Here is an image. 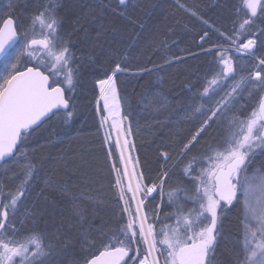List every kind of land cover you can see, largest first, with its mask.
<instances>
[{
  "label": "snow or ice",
  "instance_id": "1",
  "mask_svg": "<svg viewBox=\"0 0 264 264\" xmlns=\"http://www.w3.org/2000/svg\"><path fill=\"white\" fill-rule=\"evenodd\" d=\"M133 2L134 0H79V11L71 19V31L67 34L61 32L63 21L56 15L53 4L44 5L31 14L29 25L25 28L16 26L13 16L16 6L11 0L7 14L0 13V57L5 60L11 57L3 71H0V161L7 163L6 158H12L13 164H19L20 158L23 157L26 177L15 193H9L0 199V264H63L67 249L74 243L70 235L61 233V229H57L54 236L58 244H45L42 234L36 232L24 233L23 239L20 238L19 229L12 217L16 216L22 198L28 193L35 175V165L28 159L27 144L45 119L50 120L54 116L68 125L74 117L75 101L71 96H66V90H76L79 77V66H72L76 59L71 51L72 37L83 32V38L90 42V46L98 47L101 38L110 30L106 23V10L130 20L127 11ZM244 5L248 15L239 29L232 35L220 33L225 40L231 41L239 56L227 55V49L216 53L217 64L222 67L215 70V75L208 81V86L204 87L201 95L209 96L210 86L216 85L218 80L230 76L234 78L235 64L240 58H245L247 63L244 66H250L252 70L247 77L240 78L237 85L218 102L214 110L209 107L211 115L203 120L191 139L183 144L181 158L190 151L211 121L219 115H227L229 106L234 108L235 104L240 102L236 97L242 99L244 92H248L250 96L256 91L264 92V52L257 56L256 51L257 48L264 49V30L260 36L256 35V31H251L250 38L238 44L241 37L247 36L249 32L245 26L254 24L258 18H264V0H244ZM179 7L185 6L179 3ZM192 15L196 13L192 12ZM90 28L96 30L95 37L90 36ZM25 59L36 61L42 67H37L36 64L27 66ZM125 60L126 57L116 61L111 73L96 82L100 92L99 99L103 100L106 113L102 116L101 127L107 124L109 119H112L113 129L118 127L116 117L120 114L121 98L117 91V74L130 71L124 65ZM253 61L257 63L253 64ZM42 68L51 72L52 76H62L66 89L63 86H51L50 76L45 74ZM240 85L244 87L241 89ZM154 99L157 110L167 106V98L163 95L157 94ZM194 112L203 114L202 106L195 107ZM184 118L191 116L186 114ZM228 123L233 125L235 120ZM127 135H131L130 130ZM109 140L110 136H106L105 143ZM48 142L51 143L52 140L49 139ZM127 145V139L124 140L123 148L119 140L117 141V147L121 148L122 160ZM257 150L264 154V96L260 98L259 111L253 110L250 117L240 122L239 131L229 133L224 147L216 150L214 155L206 157L212 161L209 167L201 165L197 175L196 157L184 167V176L196 181L195 189H173L168 192V203L173 208L172 215L175 216L176 223L174 226L165 223L159 233L149 222V214L143 207L144 198H137L144 187L147 194H152L157 190V184L142 186L138 183L133 189L129 183L128 192L132 193V200L136 203V212L133 215L117 171L115 186L119 189V200L123 202L124 207L116 213L115 225L102 219L100 225L89 224L88 228H85L86 210L78 203H73L72 216L77 218V223L69 220L67 227L69 230L75 228L79 232L83 257L72 261L71 264H161V258L163 264H214L218 237L221 234V213L217 210L223 208L221 201L232 205L237 200L243 206V233L241 248L234 257L235 264H264V174L257 170L250 176L247 172L249 164L257 155ZM161 155L167 163L168 153L162 152ZM124 175H128L127 167ZM168 175V170H165L160 178L159 189L162 195ZM139 179L142 180L143 176ZM45 185L56 190V185L51 180H46ZM60 190L66 191L65 188ZM181 192L182 198L179 195ZM2 195L3 189H0V196ZM40 195H43V192ZM189 200L192 207L186 209L185 202ZM125 214L128 216L127 223H124L123 219ZM36 215V212L27 210L26 219H22L20 223L27 225ZM153 215L159 218V212H153ZM141 244L144 245L143 253ZM133 246L136 247V252L130 255ZM216 264H228V261H217Z\"/></svg>",
  "mask_w": 264,
  "mask_h": 264
},
{
  "label": "trees",
  "instance_id": "2",
  "mask_svg": "<svg viewBox=\"0 0 264 264\" xmlns=\"http://www.w3.org/2000/svg\"><path fill=\"white\" fill-rule=\"evenodd\" d=\"M26 2L29 3L22 5L25 8L23 13H28L26 8L33 5L35 13L44 5H55L56 15L63 21L62 34L71 31L70 21L79 11V0ZM239 2L240 0H134L127 11L130 20L106 10V23L110 30L101 38L98 47L92 48L90 42L83 38V32L72 37L71 51L76 57L72 66H79V77L76 90H66V96H71L75 101L74 117L65 125L62 120L53 116L41 125L27 144L28 159L35 165V175L16 216L12 217L21 239L24 233L36 232L42 234L45 244H58L54 236L57 229H61L62 234L70 235L74 240L63 257V264L82 259L79 232L67 227L69 220L77 223V218L72 216L73 203H78L86 210L85 228L89 224L100 225L102 219L115 225L116 213L124 207L119 200V189L115 186L117 171L127 193L131 212L135 215L111 127L108 122L101 127L104 115L101 105L96 111L97 80L110 74L115 62L125 57L124 65L130 71L117 74V91L121 98L120 119L124 131H131V135H128L129 148L138 178L143 176L142 180L139 179L140 185L151 186L155 183L158 186L156 194L145 201L144 209L152 224L157 218L153 212H159L154 229L156 232H160L163 218L166 219L165 223L175 225L173 208L168 203V192L183 188L194 191L196 181L184 176V167L196 157L198 175L201 165L206 168L212 162L206 157L214 155L220 148H213L212 144L224 135L225 122L222 115H219L181 158L183 144L191 139L203 120L211 115L208 108L201 120L196 117L185 119L186 107L211 96L210 104L214 110L232 89V86H227L230 83L228 80L220 79L216 85L210 86L209 96L201 95L204 87L208 86V81L215 75V70L219 68L216 57V53L221 51L219 48L226 44L224 41H229L233 46L230 40H225L224 37L222 39L220 33L226 30L227 35L234 34L235 25L230 14L239 11ZM179 3H183L185 7H179ZM192 12L196 15H192ZM230 21L232 23L225 29V24ZM89 32L90 36L95 37L94 28H90ZM139 69L150 71H138ZM42 70L50 76L52 85L66 89L62 76H52L51 72ZM157 94L167 98L165 108L157 110L154 106ZM106 136H110L107 144ZM49 139L52 140L51 143L48 142ZM162 152L168 153L167 163L164 162ZM20 159L19 164H13L11 159L0 167V189H3L0 199L9 193H15L21 181L26 178L23 157ZM165 170H168L169 175L163 185L162 195L159 185ZM46 180L53 181L56 190L46 187ZM61 188L66 191H61ZM41 192L43 195H40ZM27 210H32L37 215L27 225H22L20 221L26 219ZM123 219L127 223L128 216L125 214ZM234 232L220 231L214 264L217 261L235 264L234 257L238 252L235 243H226L221 237L224 233L231 237L235 235ZM93 235L96 236L95 233ZM97 244L99 246L98 239ZM223 245L224 253L219 255V249ZM140 248L143 253L144 245L141 244ZM135 250L136 247L133 246L131 255H134Z\"/></svg>",
  "mask_w": 264,
  "mask_h": 264
},
{
  "label": "rangeland",
  "instance_id": "3",
  "mask_svg": "<svg viewBox=\"0 0 264 264\" xmlns=\"http://www.w3.org/2000/svg\"><path fill=\"white\" fill-rule=\"evenodd\" d=\"M11 2L15 4L16 11L19 10L21 12V14L19 16H18V12L14 14L15 15V22H16L17 27L18 28H25V27H27L29 25L30 15L33 14V13H35L34 12L35 9H33L35 6L33 5L32 7L26 8L29 12L28 13H23L25 11V8H22V5L27 4L29 2H26V0H11ZM242 2H243V6H245L244 5V0H242ZM9 3H10V0H4L3 3H1V5H0V13H3L5 15L7 14ZM214 31H216V30H214ZM222 39H223V37H222ZM221 51H223V50H221ZM227 52L228 53H226V54L229 55V56H234V57H238L239 56V54L236 51H234V50L233 51H227ZM14 54H15V50H13V55ZM45 59H47V57H45ZM10 60H11V57H9L7 60L4 59L3 60V63H0V71H3L4 66L6 64H8L10 62ZM246 62L247 61H246L245 58H240L236 64L238 65V67L240 65L242 67H245L244 65L246 64ZM25 63L27 64V66H33V64H36V65L41 66L36 61H31V60H28V59H25ZM221 67H222V65H219V68H221ZM228 85L232 86V88H233V87H235L237 85V83H232L230 81V83L227 84V86ZM240 87H241V85H240ZM97 90H98V99H97V103H96V111L98 112V108L101 105V107L103 109V112H104V103H103V100L99 99L100 92H99V89L98 88H97ZM210 97L211 96L204 98L201 101V103H200V106H202V113L203 114L194 112V108L195 107H198L196 104H194V105H192L190 107V110L192 111L191 117H193V118L196 117L199 120H201V118L204 117V113H206V111L208 110V108L206 106L208 104H210V102L212 101L211 100L212 98H210ZM213 100H215V99H213ZM104 115H106V113H104ZM118 118L120 119V114H119ZM222 120L225 122L224 138L226 140L228 138L229 133L231 131H239V123L241 121L239 119V120L235 121V124L229 125V123L227 121V118L224 117V115H222ZM108 122H109V120H108ZM121 127H123L122 126V121H121ZM122 131H123V134H124L125 139L128 140V145H127L128 154H129V158H130V161H131V164H132V167H133V172L135 174V178H136V181H137V184H138L139 183V178H138V175H137L136 164L133 161L132 155L130 153V148H129V142H130V140H129V137H128L127 133L124 131L123 128H122ZM224 144H225V142H224ZM224 144L220 148H218V149H222L224 147ZM259 156L262 157V156H264V154H260ZM260 157H259L258 160H255V161H253L252 163L249 164L248 169H247V172H248V174L250 176L254 172H256L257 170H259V173L264 174V161H263L264 160V157H263V159H261ZM211 163H209L208 166H206V168L209 167V165ZM126 185H127V182H126ZM127 188H128V185H127ZM156 191H154L152 194H147L146 188H144V190L139 193L140 198L141 197L144 198L143 207L145 206V201L147 199H149V198H152L156 194ZM128 193L130 194V198H131L132 205H133V211L135 213L136 212V209H135L134 202L132 200V194H131V192H128ZM227 208L228 209H226L223 212V214H222L223 223L219 226L220 227V231L221 232L222 231L223 232L226 231V233H231V231H235L234 232L235 235H233V236L230 237V236H227L224 233L223 236H221L223 239L222 238L221 239L224 240V242H226V243L228 242L229 244L230 243H232V244L235 243L234 245H236V247H237V249L239 251L240 248H241V238H242V233H243V225L241 223L242 218H243V206L237 200V201H234L233 204L232 205H229ZM165 220L166 219L163 218L164 223H165ZM154 221H155L156 224L158 223V219L157 218H155ZM155 223L153 224L154 229L156 228V224ZM164 223L161 225V228L163 227ZM223 247H225V246L223 245L222 248L219 249V253H218L219 255H223L224 250H225ZM135 252H136V250H135ZM225 252H226V254H229L230 255L229 252H227V251H225Z\"/></svg>",
  "mask_w": 264,
  "mask_h": 264
},
{
  "label": "flooded vegetation",
  "instance_id": "4",
  "mask_svg": "<svg viewBox=\"0 0 264 264\" xmlns=\"http://www.w3.org/2000/svg\"><path fill=\"white\" fill-rule=\"evenodd\" d=\"M3 1L4 0H2L0 2V5H1V3H3ZM237 8H239V11L237 10V11H234L233 13L230 14L232 16L233 24L235 25L234 31L239 29L240 24L243 23V20L248 15L247 8L245 6H243L242 0H240ZM231 23H232V21L227 22L225 24V29H227L228 26ZM245 27L249 29V32H248L247 36L241 37V39L238 41V44L239 43H243V42H245V40L247 38H250L251 31H253V30L256 31V35L257 36H260L261 35V31L264 30V18H258V19H256V22L254 24L248 25V26H245ZM223 33L228 34L226 32V30L223 31ZM225 42H226V44H223L224 46H221L219 49H221L223 51L225 49H227V51H233L234 48H233V46H231L229 44V41H224V43ZM256 51H257V56H259L262 52H264V49L257 48ZM252 63L255 64V63H257V61H253ZM235 67H236L235 77L232 78L230 76L229 78L226 79L229 82L231 81L232 83H237L242 76L247 77L249 75L250 71L252 70L250 66L249 67H242L240 65L238 67V65L235 64ZM243 87L244 86L241 85L240 88L242 89ZM262 96H264V92L256 91L251 96L248 95L246 92H244L242 99H241V97H236V99L239 100L240 102L239 103H236L234 108L231 107V106H229V110L227 111V115H224V117L227 118V121H230V120L237 121L239 119H240V121L246 120V118L250 117V115H251V113H252L253 110H255L257 112L259 111V103H260V98ZM200 103L201 102H197L196 105L198 107H200ZM210 106H211V104H208L206 107L209 108ZM186 113L187 114H192V111L190 110V107H186ZM239 125H240V123H239ZM259 153H260V151L257 150V155L254 157V160L253 161L259 159V157H260L259 156L260 155ZM180 196H181V198L183 197V193L182 192L180 193ZM185 204H186V209L192 207V202L190 200L189 201H186ZM221 204L223 205V208H218V210H217L218 213H221L219 226L223 223L222 214H223V212L226 209H228L227 207L229 206V205L224 204L223 201H221ZM161 247H163V246H161ZM162 264H163V259H162Z\"/></svg>",
  "mask_w": 264,
  "mask_h": 264
},
{
  "label": "bare ground",
  "instance_id": "5",
  "mask_svg": "<svg viewBox=\"0 0 264 264\" xmlns=\"http://www.w3.org/2000/svg\"><path fill=\"white\" fill-rule=\"evenodd\" d=\"M17 12H18V16L21 14V12L19 10L18 11L15 10V12L13 13L14 17H15L14 14L17 13ZM116 119H117V124H118L117 128L113 129L112 119H109V123H110L111 129L113 131L114 137L116 138L117 141L119 140L121 148H123L124 147L125 137H124V134H123V131H122V127H121V121H120V119L118 117H116ZM223 144H224V135L222 134L216 140V142L214 144H212V145H213V148H214V147H217V146L221 147ZM121 148H118V150H119L120 159H121V162H122V165H123V168H124V173H125V168L127 167L128 175L125 176L127 185L129 186V183H131L132 188L135 189L136 186H137V181H136L135 174L133 172V167H132V164H131V161H130V158H129L128 149L123 152V160H122V158H121ZM137 198L138 199L140 198L139 194H138ZM133 202H134L135 209H136V203H135V201H133Z\"/></svg>",
  "mask_w": 264,
  "mask_h": 264
},
{
  "label": "water",
  "instance_id": "6",
  "mask_svg": "<svg viewBox=\"0 0 264 264\" xmlns=\"http://www.w3.org/2000/svg\"><path fill=\"white\" fill-rule=\"evenodd\" d=\"M1 1V0H0ZM3 59V57H0V61ZM49 84H50V80H49ZM53 87H58V86H53ZM55 111V110H54ZM50 116H51V113L49 114ZM48 119H45V122L47 121ZM44 122V123H45ZM115 140H116V138H115ZM116 143H117V140H116ZM7 159V161L8 160H11L12 158H6ZM5 162L4 161H0V167L4 164Z\"/></svg>",
  "mask_w": 264,
  "mask_h": 264
},
{
  "label": "built area",
  "instance_id": "7",
  "mask_svg": "<svg viewBox=\"0 0 264 264\" xmlns=\"http://www.w3.org/2000/svg\"><path fill=\"white\" fill-rule=\"evenodd\" d=\"M131 264V263H130Z\"/></svg>",
  "mask_w": 264,
  "mask_h": 264
}]
</instances>
